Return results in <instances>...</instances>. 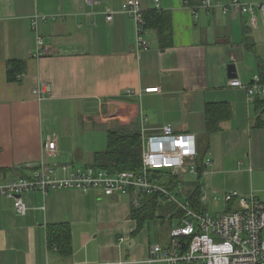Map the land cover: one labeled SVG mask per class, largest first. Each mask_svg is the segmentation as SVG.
I'll use <instances>...</instances> for the list:
<instances>
[{
    "label": "crops",
    "instance_id": "crops-1",
    "mask_svg": "<svg viewBox=\"0 0 264 264\" xmlns=\"http://www.w3.org/2000/svg\"><path fill=\"white\" fill-rule=\"evenodd\" d=\"M125 1L0 0V182L29 176L41 163L86 166L85 137L91 151L104 149L107 130H139L144 115L148 133L169 125L176 134H193L198 156L210 159L206 167L201 162L202 173L197 168L183 178L182 201L189 202L200 186L199 199L205 197L200 205L213 216L236 209V200L224 201L229 192L252 193L264 203V97L229 86L233 78L247 84L255 75L264 85L258 69L259 62L264 65V11L251 28L246 14L198 8L195 18L184 0H159V10L171 17L172 45L161 47L156 32L148 30L149 48L137 54L134 21L120 13ZM187 1L196 7L201 2ZM239 1L264 6V0ZM141 6L154 9L152 0H141ZM36 13L55 16L40 25L50 53L38 59L31 57L36 37L30 18ZM13 62L22 63L23 71L10 82ZM39 83L48 85L41 101L31 93ZM150 88L157 93L143 92ZM127 90L133 94L125 95ZM85 102H97L103 113H86ZM109 102L123 108L111 115ZM209 104H226L231 112L211 133L205 119ZM101 115L119 120L102 122ZM49 140L56 144L54 156L43 149ZM20 198L25 215L15 212L13 199L0 195V264H147L150 246L171 249L169 231L179 224L161 196L152 220L169 224L168 241L151 235L150 224L137 231L130 197L58 189ZM54 224H67L71 232L72 254L65 262L46 246V227Z\"/></svg>",
    "mask_w": 264,
    "mask_h": 264
},
{
    "label": "built area",
    "instance_id": "built-area-1",
    "mask_svg": "<svg viewBox=\"0 0 264 264\" xmlns=\"http://www.w3.org/2000/svg\"><path fill=\"white\" fill-rule=\"evenodd\" d=\"M154 8L159 10V0H152ZM92 0H87L91 4ZM190 8L195 18L197 9L210 10L218 7L222 14H246L251 28L256 27L257 12L264 11L263 5L245 4L239 0L226 3L201 0L198 7L183 1ZM120 13L132 18L135 24L134 50L137 54L149 48L144 37L148 32L144 21V10L141 0H126L121 4ZM55 19V16L36 13L30 18V29L36 37L35 50L31 57L41 58L49 55V45L40 34V25ZM112 20V12L106 14V21ZM229 86L246 90L252 96L264 97V85L257 75L247 84L233 78ZM158 88L143 90L144 93H157ZM48 85L39 83L31 90L36 100L45 98ZM133 94L127 90V96ZM101 105L98 111L103 113ZM103 108V107H102ZM118 119L101 115V121ZM139 132L142 146V166L137 171H120L110 173L103 169L87 166L61 164L53 167L41 163L29 176L17 177L9 182H0V195L15 201L14 209L19 215H25L26 205L21 200L25 192L38 191L46 195L48 191L58 189H75L81 193L92 190L100 191L111 198L130 197L134 206H138V194L161 196L165 204L174 205L181 211L179 224L169 231L172 240L171 249L159 245L149 247L147 264H264V203L255 199L251 193L248 197L241 196L236 191L224 196L226 203L237 201L233 211H227L219 216H213L203 211L195 212L188 201L181 200V190L184 177L197 174V147L193 134H176L169 125L161 126L154 133H148L147 118L141 115ZM55 141L49 140L43 145L48 156L55 155ZM204 166L210 164V159L203 160ZM168 176L176 178L172 189L165 186ZM201 201L205 197L200 198ZM124 240L120 239L122 243ZM186 241H188L186 243ZM181 249V250H180Z\"/></svg>",
    "mask_w": 264,
    "mask_h": 264
},
{
    "label": "trees",
    "instance_id": "trees-1",
    "mask_svg": "<svg viewBox=\"0 0 264 264\" xmlns=\"http://www.w3.org/2000/svg\"><path fill=\"white\" fill-rule=\"evenodd\" d=\"M190 3V2H189ZM191 4V3H190ZM144 21L146 29L156 32L161 47L172 45V23L168 12L160 11L156 8L144 11ZM258 69L260 75L264 74V65L259 62ZM23 71V64L20 62L9 63L8 80L11 82ZM262 83V82H261ZM231 112L226 104H209L205 107L206 129L209 133L218 129L221 121L229 120ZM258 121V120H257ZM256 126H261L257 122ZM142 146L139 130H127L117 127L106 131V145L103 151L94 152L91 160L86 165L97 169H103L110 173L120 171H137L142 166ZM202 156H198V173H202ZM165 186L172 189L176 178L168 176ZM139 195V205L131 208V217L137 222V231H140L145 224L155 218L158 208V195ZM200 186L190 196L189 205L195 212H203L200 205ZM170 211H175L176 217H181V211L174 205L165 204ZM188 241H186L187 243ZM46 246L49 251H55L62 262L69 259L72 254L71 232L67 224H54L46 227ZM181 250V249H180Z\"/></svg>",
    "mask_w": 264,
    "mask_h": 264
},
{
    "label": "rangeland",
    "instance_id": "rangeland-1",
    "mask_svg": "<svg viewBox=\"0 0 264 264\" xmlns=\"http://www.w3.org/2000/svg\"><path fill=\"white\" fill-rule=\"evenodd\" d=\"M82 136H80L79 138H81ZM83 141L85 142V146H81V152H79V154L81 153L84 156V160L82 162H86L89 163L90 162V158L92 156V153L94 151H103V148H100V150H94L91 151V148H89V145L87 143V138L85 137L83 139ZM103 149V150H101ZM150 224V233L151 235H155V237H157V240H163V241H168L169 237H168V229H169V224L167 222H161V220H151L149 223L145 224L146 226ZM262 238H264V232L262 234ZM200 264V263H197Z\"/></svg>",
    "mask_w": 264,
    "mask_h": 264
},
{
    "label": "water",
    "instance_id": "water-1",
    "mask_svg": "<svg viewBox=\"0 0 264 264\" xmlns=\"http://www.w3.org/2000/svg\"><path fill=\"white\" fill-rule=\"evenodd\" d=\"M228 72H230V74H233L235 72V67L230 65L228 67ZM83 107H84V111L86 113H96L98 112V104L97 102H85L83 104ZM123 108V105H120V104H115V103H107L106 105V110L108 113H110L111 115L114 114L115 111H117V109H121Z\"/></svg>",
    "mask_w": 264,
    "mask_h": 264
}]
</instances>
